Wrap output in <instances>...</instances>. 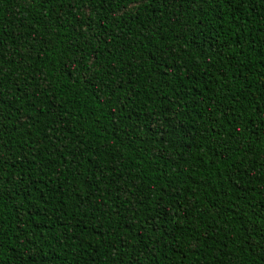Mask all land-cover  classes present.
<instances>
[{
    "label": "trees",
    "instance_id": "1",
    "mask_svg": "<svg viewBox=\"0 0 264 264\" xmlns=\"http://www.w3.org/2000/svg\"><path fill=\"white\" fill-rule=\"evenodd\" d=\"M0 264H264V0H0Z\"/></svg>",
    "mask_w": 264,
    "mask_h": 264
}]
</instances>
